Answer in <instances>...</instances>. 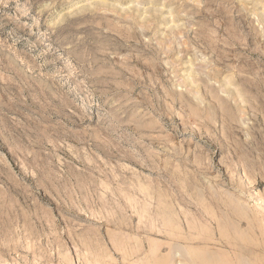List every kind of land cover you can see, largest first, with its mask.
I'll list each match as a JSON object with an SVG mask.
<instances>
[{"label": "rangeland", "instance_id": "1", "mask_svg": "<svg viewBox=\"0 0 264 264\" xmlns=\"http://www.w3.org/2000/svg\"><path fill=\"white\" fill-rule=\"evenodd\" d=\"M173 247L264 264V0H0V264Z\"/></svg>", "mask_w": 264, "mask_h": 264}, {"label": "bare ground", "instance_id": "2", "mask_svg": "<svg viewBox=\"0 0 264 264\" xmlns=\"http://www.w3.org/2000/svg\"><path fill=\"white\" fill-rule=\"evenodd\" d=\"M230 203H234V200H233V202H230ZM229 203V204H230ZM234 204H236V202L234 203ZM232 205V204H231ZM238 205V204H237ZM227 207H228V211L227 212H222L221 213V215L219 216V214H216V215H214V217H216V218H214L213 216L210 218L211 220H213V221H215L216 222V225H217V227H218V229H221V230H219L220 232H221V236H223L222 238L224 239H226L225 241H223L222 243L223 244H226V245H233V243H232V241H234V243L236 244L235 246H237L239 249H242V246H241V242L243 243H248L249 242V244H251V245H253L252 243H251V241L250 240H248V238H245V236H246V233L248 232H244L243 230H242V226H240V221H242V220H239V222L238 221H236L235 220V216H233L234 215V213L236 214H242L243 216H244V218H249L248 217V212H247V214H246V209L245 208H243V206L242 205H238V206H235L234 207V209H236L235 210V212L233 213V211L230 209V206H228V204L226 205ZM231 208H233V207H231ZM209 214V213H208ZM236 214V216H238ZM240 214V215H241ZM239 215V216H240ZM209 218V217H208ZM237 218V217H236ZM240 218H241V216H240ZM243 218V217H242ZM243 218V219H244ZM245 220V219H244ZM209 221V220H208ZM218 221V222H217ZM249 221V220H248ZM172 222V221H171ZM212 222V221H211ZM170 223V222H169ZM174 223V222H173ZM212 224V223H211ZM172 225V224H171ZM170 225V226H171ZM177 225V224H176ZM167 226H168V224H167ZM174 226V225H173ZM176 227V226H175ZM178 227V226H177ZM170 228H172L173 230H175V228H173L172 226L170 227ZM183 228V227H182ZM182 228H181V230H182ZM167 229H169V227H167ZM176 230H178L177 228H176ZM169 231V230H168ZM184 231V230H183ZM218 231V232H219ZM224 232V234H223V232ZM167 232V231H166ZM171 232H172V230H171ZM176 233H177V231H176ZM181 233V232H180ZM203 233V232H202ZM172 234V233H171ZM183 234V233H182ZM201 234V233H200ZM204 234V233H203ZM206 234L207 233H205V238H204V236H203V238H200V239H202L203 241H204V239H205V241L207 240L208 241V239L209 240H213V237H215L214 235H217V234H210V236H208V234H207V237H206ZM173 235V234H172ZM171 235V236H172ZM174 235H178V234H175L174 233ZM197 235V234H196ZM202 235V234H201ZM229 235H230V238H231V240L232 241H230V238H229ZM195 236V235H194ZM194 236H191V237H194ZM198 236V235H197ZM169 237H170V235H169ZM174 238H175V236H173ZM181 237V236H180ZM183 237H184V234H183ZM186 237H188V236H186ZM186 237H184V238H186ZM190 237V236H189ZM201 237V236H200ZM210 237L212 238V239H210ZM172 238V237H171ZM197 238V237H196ZM219 238V237H218ZM188 239V238H187ZM187 239H184V240H187ZM190 239V238H189ZM188 239V240H189ZM229 239V240H228ZM190 240H192V239H190ZM193 240H195L194 238H193ZM192 240V241H193ZM198 240H199V238H198ZM228 240V241H227ZM244 245V244H243ZM254 245H256V243L254 244ZM224 246V245H223ZM234 246V245H233ZM232 246V247H233ZM235 246H234V248H235ZM246 246H247V244H246ZM259 246V245H258ZM200 250V249H199ZM198 250V248H197V250L196 249H194V255H195V259L194 258H190V257H188V255H190L189 253L191 252V251H186L187 253H182L181 255H179L180 257H179V259H176V255H177V253H178V251H180L179 249H177V248H175V247H173L172 248V250H171V254H168L166 257H167V259H163V261H159V260H153L155 263H153V261H152V263L153 264H174L175 263V261L176 260H178L179 261V263L180 264H186V263H188V264H195V262H196V260L200 263V264H212V262H213V264H221L222 262H223V260L224 259H220V257L219 256H217V255H215V254H213V255H211L210 253H208V252H206V253H204L205 255H202V253L203 252H200V251H202V250H200L199 251ZM185 251V250H184ZM183 251V252H184ZM231 251H233V250H231ZM242 251V250H241ZM243 251H246V250H243ZM235 253H236V257L238 256L239 258H240V262H246V261H241V259H242V254H241V252H240V254H238L237 255V253L239 252H237L236 250L234 251ZM234 252H233V254H234ZM170 253V252H169ZM212 253V252H211ZM218 253V252H217ZM220 253V252H219ZM153 254V253H152ZM158 255V254H157ZM156 255L155 254H153L152 255V257H155ZM227 258H228V255H227ZM233 258V257H232ZM153 259V258H152ZM167 260V261H166ZM234 260V259H233ZM149 261H150V259L148 260L147 259V262L149 263ZM177 261V262H178ZM221 261V262H220ZM225 261V260H224ZM148 263H146L145 262V264H148ZM247 263V262H246ZM138 264H144V263H138ZM151 264V263H150ZM222 264H225V262L224 263H222ZM241 264V263H240ZM244 264V263H243Z\"/></svg>", "mask_w": 264, "mask_h": 264}]
</instances>
